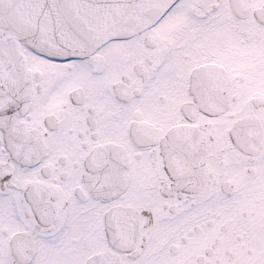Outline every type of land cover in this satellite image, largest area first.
<instances>
[{
  "label": "snow or ice",
  "instance_id": "snow-or-ice-1",
  "mask_svg": "<svg viewBox=\"0 0 264 264\" xmlns=\"http://www.w3.org/2000/svg\"><path fill=\"white\" fill-rule=\"evenodd\" d=\"M0 264H264V0H0Z\"/></svg>",
  "mask_w": 264,
  "mask_h": 264
}]
</instances>
